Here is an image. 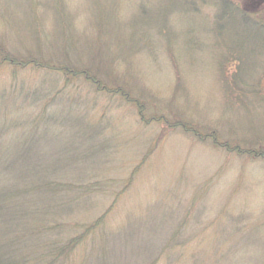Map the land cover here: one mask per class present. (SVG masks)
Listing matches in <instances>:
<instances>
[{
  "label": "rangeland",
  "instance_id": "374dc122",
  "mask_svg": "<svg viewBox=\"0 0 264 264\" xmlns=\"http://www.w3.org/2000/svg\"><path fill=\"white\" fill-rule=\"evenodd\" d=\"M102 1L107 17L101 15L96 0H37L40 4L35 3L37 9L30 15L25 14L30 10L22 0H0V38L16 52L36 49L37 43L34 46L29 39L35 27L46 56L58 55L62 34L53 3L57 2L65 10L66 31L76 51L72 54H79L80 58L75 57L82 66L100 72L105 79L119 77L155 113L171 120H194L215 129L218 139L230 147L246 152L252 146L256 154H264L263 44L257 46L250 32L239 37L227 30L214 32L218 10L214 0H183L195 1L197 11L178 17L172 30L178 39L170 53L165 45L168 37L157 36V31H149L151 41L138 35L144 29L139 17L141 0ZM237 1L253 12L264 4V0ZM111 5L116 9L112 15ZM152 8L153 4L148 10L155 16ZM261 36L264 42L263 32ZM241 40L243 48L237 46ZM49 41L51 45L44 44ZM185 44L188 49L182 48ZM174 53L180 63L171 61ZM6 76L7 72L0 73V88L8 81ZM20 79L42 85L50 98L57 86L55 78L27 74ZM178 80L181 84L176 89ZM57 82L61 85L62 80ZM86 87L73 116L81 110L95 129L81 143L78 129L64 132L62 128L56 132V146L50 149L56 153L60 148L63 163L77 145L82 171L60 175L65 183L90 191L86 203L75 205L65 219L77 225V233L81 225L93 223L111 209L106 228L116 246L129 254L147 239L148 248L157 249L181 231L179 243L167 255L157 253L155 264H255L264 260L261 250L253 247L236 248L225 260L217 253L223 251L222 240L243 237L238 233L242 227L248 231L264 227V158H240L237 153L212 148L208 141L198 142L181 132L165 133L163 124L146 126L139 122L135 107L117 98L95 97ZM72 100L67 96L60 101L65 106ZM43 160L54 161L48 155ZM130 178L133 182L126 188ZM155 253H146L136 264H148Z\"/></svg>",
  "mask_w": 264,
  "mask_h": 264
},
{
  "label": "trees",
  "instance_id": "16d2710c",
  "mask_svg": "<svg viewBox=\"0 0 264 264\" xmlns=\"http://www.w3.org/2000/svg\"><path fill=\"white\" fill-rule=\"evenodd\" d=\"M22 1L30 10L24 11L28 15L37 9L35 3L40 4L37 0ZM141 1L139 13L142 16L139 17L144 29L138 35L141 39L147 37V40H150L149 31H157V36L168 37L165 45L168 52H174L171 45L177 41L175 35L178 33L172 30L179 23L178 17L197 11L195 1L191 4L183 0ZM96 2H100L99 9L103 10L101 15L104 13L103 16L107 17L108 9L101 4V0ZM53 3L59 20L58 29L60 28L62 34V39L59 40L61 51L58 55L46 56L43 48L39 47L40 32L35 27L29 32V39L34 46L37 43L36 49L16 52L6 44L4 38H0V73L7 72L8 78L0 88V264H136L146 253L149 255L156 251L151 259H148V264H155L160 251L161 254L167 255L173 245L177 241L179 243L178 235L181 231L157 249L148 248L150 239H147L139 247L131 249L132 254H129L120 250L108 233L106 218L111 209L93 223L81 225L78 233L77 225H71L65 220L75 205L86 203L90 191L81 187L75 188V185L65 183L64 179L60 178V175L67 171H82L80 158L75 153L77 145L74 144L75 152L69 151L63 163L60 160V155L63 154L60 148L56 149V153L50 149L56 146V132L62 128L64 132L67 129H78V141L81 143L87 142L89 131L95 129L96 125L92 126L81 110L80 115L76 112L73 116L74 109L82 104L79 95L84 91V87L87 86L86 89L92 91L95 97H105L107 100L117 98L121 104L135 107L139 122L146 126L152 123L163 124L165 133L181 132L194 137L198 142H210L214 149L237 153L240 158H264V154H256L252 146H248L251 150L246 152L241 151L238 146L230 147L218 139L220 136L215 129L199 125L194 120H171L164 113H155L143 96L135 95L134 90L125 86L119 77L105 79L100 72L82 66V61L75 57L80 58L79 54H72V51H76L73 50L72 37L66 31V14H63L65 10L57 2ZM152 4V9L156 11L155 16L148 10ZM214 5L218 9L214 18V32L218 30L221 34L227 30L237 33L236 37L250 32L249 38L255 40L257 46L264 45L261 41V34L264 33V4L256 12L245 9L237 0H214ZM110 7L112 15L116 9L113 10L112 5ZM94 12L99 17L97 9ZM114 15L117 17V14ZM171 18L174 20L171 21ZM259 39L261 42H258ZM52 41L44 44L51 45ZM59 41L56 40V44ZM240 42L237 46L243 48L244 42ZM182 48L188 49L186 44ZM175 60L180 63L175 53L174 56L171 54V61ZM27 74L42 79L55 78L57 86L53 97H49L42 85L28 84L24 79H20V75ZM60 80L61 85L57 82ZM180 84L181 80H178L176 89ZM67 96L73 100L64 106L60 100ZM147 111L149 113L145 114ZM85 120L87 125L83 122ZM46 155L54 161L45 162L43 157ZM132 182L133 178H130L126 188ZM260 226L252 231L242 227L238 233L243 237L237 241L231 238L222 240L220 248L223 251L217 252L221 254L220 259L225 260L228 253L236 248L246 247H253L257 251L260 249L261 255H264V230L261 229L264 227ZM72 231H75L73 236L69 235ZM258 263L264 264V260L255 261V264Z\"/></svg>",
  "mask_w": 264,
  "mask_h": 264
}]
</instances>
